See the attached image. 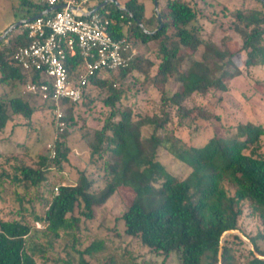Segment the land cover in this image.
Masks as SVG:
<instances>
[{
	"label": "trees",
	"instance_id": "trees-1",
	"mask_svg": "<svg viewBox=\"0 0 264 264\" xmlns=\"http://www.w3.org/2000/svg\"><path fill=\"white\" fill-rule=\"evenodd\" d=\"M17 1L12 4L14 20L0 36L10 25L50 8L46 0ZM104 1L90 9L95 10ZM193 1L168 0L166 6L160 7L158 0L163 22L160 30L158 13L146 20V7L141 0H126L121 7L115 0L98 11L114 21L113 35L127 38L133 47L137 43L158 42L157 55L151 58L137 54L127 67L97 74L84 89L80 101H64L63 110L70 113L61 119L65 124L62 130L55 113L52 116L55 138L46 154L31 156L26 143L13 138L17 128L31 129L36 113L42 116L44 108L51 111L55 107L51 102H43L42 107L35 108L30 96L14 95L18 85L26 86L29 80L39 82L41 78L34 71L25 73L12 59L16 50L28 45L29 40L23 27L0 39V196L7 184L22 188L25 195L38 191L48 183L54 170L65 171L73 151L67 144L68 127L74 125V112L79 106L94 105L90 98L92 90L107 93L104 106L109 108L103 120L92 117L88 128L81 126L89 164L79 172L75 183L52 188V198L46 202L43 215L36 217L42 229L30 225L24 216L19 220H0V264H37V258L47 264L48 249L38 242L46 234L55 240L63 235L72 236L75 248L82 219H92L95 206L106 204L123 187L135 194L122 216L126 235L140 239L152 251L166 256L179 254L182 264H219L221 238L226 231L238 229L244 202H249L264 218L261 124L239 123L235 132L234 128L226 130L223 139L214 133L202 146L187 145L168 128L174 122L173 111L180 125L190 118L213 122L215 127L220 123L219 116L205 105L188 103L193 97L210 100L229 92L226 73L232 57L194 27L198 13ZM247 1L260 7L236 10L232 28L242 34L239 47L246 55L244 65L250 69L264 66V2ZM200 48V57L196 58ZM82 63L79 55L66 61L73 80L82 71ZM135 72L156 86H165L170 81L179 85L172 95L162 91L160 113H135L127 106L119 107L125 91L118 85ZM236 74L241 72L237 70ZM147 128L152 130L148 136L144 135ZM162 149L183 166L184 177L170 172L160 161ZM227 182L235 186L234 195L224 187ZM20 201L22 211L23 199ZM233 237L237 236L229 239ZM229 239L223 247L222 264H232ZM250 240L255 251L264 257L256 239ZM104 249L105 241L100 240L85 251L77 250L75 264H92L86 256L93 257ZM249 254L250 264H264V259L253 250Z\"/></svg>",
	"mask_w": 264,
	"mask_h": 264
},
{
	"label": "rangeland",
	"instance_id": "rangeland-1",
	"mask_svg": "<svg viewBox=\"0 0 264 264\" xmlns=\"http://www.w3.org/2000/svg\"><path fill=\"white\" fill-rule=\"evenodd\" d=\"M100 0H91V3L83 7H92ZM122 6L126 0H118ZM146 7L145 19H153L157 13V7L154 0H141ZM13 2L17 0H0V31L14 20L12 12ZM168 0H161L160 7L166 6ZM195 9L198 13V19L194 22V27L199 29L201 35L206 39H211L218 47L232 57V64L229 65L226 73V81L229 86V92L223 97L215 99H204L199 96L193 97L188 103L189 106L205 105L210 112H214L220 117V123L214 127L213 122L201 121L199 119H186L183 125H180L176 112L173 111L174 122L168 127L173 130L175 135L184 141L187 145L202 146L210 137L216 133L219 138H225L226 130L236 127L239 123L246 124L253 122L261 124L264 127V66L258 65L247 69L244 65L246 55L240 50L239 44L242 41V34L235 31L233 14L241 8L260 7L256 3L247 0H195ZM159 7V8H160ZM11 26V25H10ZM4 34V33H3ZM158 42L152 41L147 45L137 43L134 50L143 57L154 58L157 55ZM202 48L195 55L200 57ZM239 70L241 74L237 75ZM107 77V76H106ZM125 91V96L119 104L120 108L129 107L135 113L149 114L161 112V98L163 90L169 95L179 89L176 82L170 81L165 86L154 85L145 81V77L138 72L131 74L124 80L122 85H118ZM18 96H30L35 108L42 107L43 99L39 96L27 92L26 86L18 85L16 87ZM10 91V88L7 87ZM107 97L106 92L99 89L91 91L90 98L94 100V105L79 106L74 112V125L68 127L70 138L67 142L72 148L71 162L66 166L64 172L54 170L49 177L48 183L43 185L38 191H32L30 194H24V190L19 187L9 186L8 184L2 190L0 196V220L20 219L24 216L25 220L38 230L43 225L36 220L37 216L43 215L46 209V202L52 198L51 190L59 184L75 183L79 172L89 164V155L87 143L83 141L80 133L83 128H88L90 118H105L109 108L104 106V100ZM220 99V101H218ZM50 102V101H46ZM231 102V103H230ZM236 104V106L232 105ZM44 115L36 113V120L31 129L17 128L13 138L26 143L28 152L31 156L36 154H46L49 145L55 138V131L52 125V116L54 109L49 111L43 109ZM65 115L70 112L64 111ZM44 116V117H43ZM11 123L9 130L11 129ZM8 130V131H9ZM8 131L6 134L8 135ZM152 132L147 128L144 135L148 136ZM235 132V128H234ZM5 134V136H7ZM264 148V136L261 138ZM160 161L166 165L170 172L184 177L185 169L179 163L175 162L165 150L160 151ZM94 175V173H93ZM99 178V177H98ZM99 180V179H98ZM224 187L230 195H234L235 186L225 183ZM135 194L129 188H120V190L104 205L95 206L94 217L90 220L82 219L80 230L76 233L79 242L73 247L75 242L72 236L63 235L55 240L51 235H44L38 239L47 249V264H70L76 263L79 251H85L93 242L105 241V249L95 254L93 257L86 256L92 264H182L180 255L173 253L166 256L150 250L142 244L138 238H132L126 235L122 216L126 209L132 204ZM21 198L23 199V208L21 211ZM242 215L239 219L238 230L249 239H256L260 248L264 251V218L258 212H255L249 202L242 205ZM21 211V214H19ZM229 235L226 239H229ZM229 239L232 264H250L251 256L249 250L251 245L240 235H234ZM37 264H44L41 258H37Z\"/></svg>",
	"mask_w": 264,
	"mask_h": 264
},
{
	"label": "built area",
	"instance_id": "built-area-1",
	"mask_svg": "<svg viewBox=\"0 0 264 264\" xmlns=\"http://www.w3.org/2000/svg\"><path fill=\"white\" fill-rule=\"evenodd\" d=\"M46 1L49 9L66 7L26 23L23 32L29 44L20 46L12 59L25 73H39L40 81L29 80L26 90L44 102L53 103L62 130L65 126L61 121L65 116L63 102L80 101L84 89L91 85L97 74L127 67L137 52L127 38L113 35L112 19L98 12L89 15L93 10L83 5L90 0ZM77 55L83 61L82 71L77 80H73L66 61ZM55 193L58 194L57 189Z\"/></svg>",
	"mask_w": 264,
	"mask_h": 264
},
{
	"label": "water",
	"instance_id": "water-1",
	"mask_svg": "<svg viewBox=\"0 0 264 264\" xmlns=\"http://www.w3.org/2000/svg\"><path fill=\"white\" fill-rule=\"evenodd\" d=\"M115 0H105L102 4H100L95 10H93L92 12L89 13V15L93 14V13H96L98 12L99 10L103 9L109 2H114ZM262 2H264V0H261ZM116 4L121 7V3L120 2H116ZM155 4H156V7H157V13H158V19L160 21V28L159 30L163 27V22H162V16H161V13L159 11V8H158V0H155ZM66 5H61V6H56V7H53L51 9H49L47 12H44L42 14H38L36 16H33L31 18H27V19H23V20H20L18 21L17 23H15L14 25L10 26L8 28V30L2 34L0 36V39L2 38H5L7 35H9L10 33H12L14 30L20 28V27H23L26 23L28 22H31L35 19H37L38 17L44 15L45 13H49V12H53V11H57V10H60V9H63L65 8ZM77 9V8H75ZM138 23L140 24V26L146 31L148 32L144 25L142 24L141 21H138ZM155 33V32H153ZM229 235H240L244 240H246L250 245H251V249L254 251L255 255L261 259H264L263 256H261L259 253H257L255 251V247H254V244L251 242V240L245 236L241 231H239L238 229L237 230H229V231H226L222 238H221V244H220V253H219V264H222V260H223V247H224V244H225V240H226V237L229 236Z\"/></svg>",
	"mask_w": 264,
	"mask_h": 264
},
{
	"label": "crops",
	"instance_id": "crops-1",
	"mask_svg": "<svg viewBox=\"0 0 264 264\" xmlns=\"http://www.w3.org/2000/svg\"><path fill=\"white\" fill-rule=\"evenodd\" d=\"M101 1H103V0H100L99 2H101ZM90 3H91V0H90ZM89 7H90V6H89ZM7 26H8V25H6V27H7ZM11 26H12V25H11ZM6 27H5V28H6ZM5 28H4V29H5ZM4 29H2L0 32H3Z\"/></svg>",
	"mask_w": 264,
	"mask_h": 264
}]
</instances>
